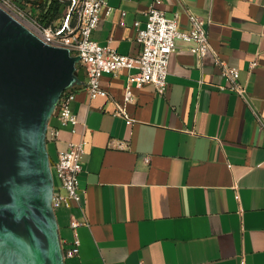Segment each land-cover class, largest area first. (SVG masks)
<instances>
[{
	"label": "crops",
	"instance_id": "crops-1",
	"mask_svg": "<svg viewBox=\"0 0 264 264\" xmlns=\"http://www.w3.org/2000/svg\"><path fill=\"white\" fill-rule=\"evenodd\" d=\"M155 1L108 0L111 10L101 12L92 39L137 56L133 23L144 24ZM158 1L168 18L178 17L182 31L188 12L204 19L211 50L200 58L192 43L178 39L165 95L151 83L132 84L127 111L133 124L113 111L136 70L104 74L109 96L91 99L86 70L74 63L41 134L53 191L59 152L86 125L81 206L51 209L61 264H264V0ZM214 53L238 69L245 98L229 90ZM69 91L75 92L76 133L64 127L51 141L57 101ZM76 241L77 254L67 256Z\"/></svg>",
	"mask_w": 264,
	"mask_h": 264
},
{
	"label": "water",
	"instance_id": "water-1",
	"mask_svg": "<svg viewBox=\"0 0 264 264\" xmlns=\"http://www.w3.org/2000/svg\"><path fill=\"white\" fill-rule=\"evenodd\" d=\"M76 61L0 9V264H61L41 134Z\"/></svg>",
	"mask_w": 264,
	"mask_h": 264
},
{
	"label": "built area",
	"instance_id": "built-area-1",
	"mask_svg": "<svg viewBox=\"0 0 264 264\" xmlns=\"http://www.w3.org/2000/svg\"><path fill=\"white\" fill-rule=\"evenodd\" d=\"M59 1L64 4V15L61 23L54 26L42 25L35 17L29 2L17 3L14 0H0V9L46 44L69 50L79 57V62L87 73L84 89L91 99L109 96L101 86V78L104 74H116L121 70L135 69V73L128 75L123 101L114 102L113 115L122 117L127 124L135 122V119L127 111V104L133 101L132 84L140 88L151 83L159 95L166 94L169 61L175 51L178 39L192 43L191 52L200 58L211 50L207 22L204 19L188 12L189 27L186 31H182L179 28L178 17L168 18L165 11L157 6L159 1L156 0L149 8L144 24L140 21L133 23L136 41L141 47L140 53L135 57L122 55L110 44L102 46L92 39V33L100 23L101 12L105 9L106 11L111 10L108 0ZM124 15L125 12L122 11L121 25H125ZM214 54L217 65L221 67L230 82L229 90L245 98L246 88L238 82V69L229 67L219 59L216 53ZM256 66L257 61L250 63L251 69ZM74 100V91L62 93L59 96L56 105L58 126H53L48 130L49 140H58L61 129L64 127H71V132L76 133L78 120L72 110ZM85 133L86 125L80 133V138L69 141L67 149L59 152L58 160L54 165L58 186L51 192V209L81 206L83 191L80 187L79 175L83 171L88 144ZM145 161L149 162V157L145 158ZM61 189L65 193L60 191ZM71 225L75 228L78 223L73 220ZM77 246L78 241H76V247L68 250L66 255L77 254Z\"/></svg>",
	"mask_w": 264,
	"mask_h": 264
},
{
	"label": "trees",
	"instance_id": "trees-1",
	"mask_svg": "<svg viewBox=\"0 0 264 264\" xmlns=\"http://www.w3.org/2000/svg\"><path fill=\"white\" fill-rule=\"evenodd\" d=\"M31 3L35 17L44 26L59 24L64 4L59 0H27Z\"/></svg>",
	"mask_w": 264,
	"mask_h": 264
}]
</instances>
